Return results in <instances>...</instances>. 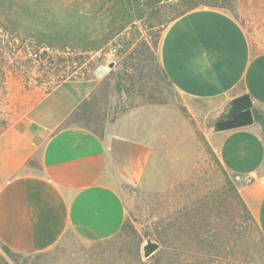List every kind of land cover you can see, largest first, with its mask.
<instances>
[{
    "label": "crops",
    "instance_id": "1",
    "mask_svg": "<svg viewBox=\"0 0 264 264\" xmlns=\"http://www.w3.org/2000/svg\"><path fill=\"white\" fill-rule=\"evenodd\" d=\"M158 57L181 95L217 113L235 97L250 95L254 124L216 132L214 148L230 173L254 175L239 190L264 234V50L254 49L227 9L201 6L167 25ZM103 67L62 81L0 133L2 245L37 253L69 231L108 239L121 230L126 208L120 186L139 182L151 160L150 143L138 137L128 114L101 136L69 123L96 90Z\"/></svg>",
    "mask_w": 264,
    "mask_h": 264
},
{
    "label": "rangeland",
    "instance_id": "2",
    "mask_svg": "<svg viewBox=\"0 0 264 264\" xmlns=\"http://www.w3.org/2000/svg\"><path fill=\"white\" fill-rule=\"evenodd\" d=\"M92 2L97 10L96 17L104 25L120 17L115 0ZM228 11L244 26L254 49L264 50V0H237ZM176 13L172 8L152 7L141 16H135L132 24L99 51H56L50 47L45 55L42 47L48 45L37 47L17 41L20 45L14 48L15 55L10 63L5 59L0 61V133L22 120L59 80L93 76L104 66L105 75L96 88L100 89L96 93L102 118L100 131L104 134L107 125L128 114L137 123L138 137L150 143L152 151L139 182L120 186L126 208L125 221L133 227L130 234L106 240L86 237L85 232L75 230L46 251L14 252L11 257L0 243V255L10 264H138L134 254L137 242L145 261L148 258L144 257L143 245L148 239L160 244L158 231L170 216L182 217L191 209L199 211L200 198L218 189L234 197L231 192L233 177L214 148L213 125L226 112L217 113L210 104L184 97L159 68L153 40L158 39L159 34L162 36ZM114 25L118 26V22ZM9 37L0 30V40ZM112 46H117L118 52L109 62L106 54ZM112 61L114 67L109 66ZM118 79L121 89L117 88ZM230 209L234 211L235 222L229 225L226 218L216 220L221 228L222 246L215 245L205 256L196 242L189 252L194 264H201L205 257L210 264H264V237L253 228L235 202L230 204ZM226 227H230L232 234L227 233ZM38 253L46 255L39 257ZM0 264H4L1 258Z\"/></svg>",
    "mask_w": 264,
    "mask_h": 264
},
{
    "label": "trees",
    "instance_id": "3",
    "mask_svg": "<svg viewBox=\"0 0 264 264\" xmlns=\"http://www.w3.org/2000/svg\"><path fill=\"white\" fill-rule=\"evenodd\" d=\"M237 0H115L114 6L117 8L120 17L116 22L104 25V22L96 17L97 10L92 0H0V30L10 37L7 40H0V61L10 63L15 55L14 48L21 43L29 42L31 46L42 47L48 45L56 51L69 50L80 52L99 51L119 32L133 23L135 16H141L152 7H168L177 12L168 24L175 18L186 12L201 7L209 6L230 10ZM88 5L87 3H90ZM118 22V26L114 24ZM167 24V25H168ZM108 27V28H107ZM165 27V26H164ZM161 34L158 39L153 40V46L158 51ZM17 41L20 44L16 43ZM144 42V41H143ZM145 43H147L145 41ZM48 54V52H44ZM159 68L168 79L159 61ZM68 78V77H67ZM59 80L60 84L67 79ZM70 78V77H69ZM170 82V80L168 79ZM171 83V82H170ZM172 84V83H171ZM117 88H122V83L117 82ZM100 89L94 90L92 95L84 100L72 114L69 123L77 124L92 130L98 135H102L99 126L102 122L96 102V93ZM234 182L231 183L233 196H228L227 191H218L202 196L198 206L199 211L191 209L185 211L182 217L170 216L163 224L161 231H158L157 238L161 248L147 260L143 261L140 255L139 241L136 245L135 256L138 264H194L193 256L189 254L193 247L198 246L205 251H211L214 246H222L220 227L217 226L218 219L225 218L228 224L235 222L234 211H231L230 204L235 202L245 215V218L263 237L264 234L250 211L248 205L240 193L241 180L237 179L239 174H232ZM231 197V198H230ZM219 209H222L221 211ZM203 212H202V211ZM219 210V211H218ZM190 211V212H189ZM183 212V211H182ZM202 212V214H201ZM199 215L200 217H197ZM133 229L129 221H125L121 230L115 235L130 234ZM81 231V230H80ZM228 234H232L230 227H226ZM71 231L66 233V237ZM234 234V230H233ZM86 237L96 238L90 233L84 234ZM140 238L138 234L135 235ZM63 237V238H64ZM62 238V239H63ZM108 240V239H106ZM197 242V243H196ZM4 252L10 257L17 251L3 245ZM46 253H38L43 257ZM4 264H10L0 255ZM210 264L205 257L201 264Z\"/></svg>",
    "mask_w": 264,
    "mask_h": 264
},
{
    "label": "water",
    "instance_id": "4",
    "mask_svg": "<svg viewBox=\"0 0 264 264\" xmlns=\"http://www.w3.org/2000/svg\"><path fill=\"white\" fill-rule=\"evenodd\" d=\"M114 65V61L109 64L110 67H114ZM230 106L231 108L227 117L218 119L214 123V132L233 130L254 124L255 117L253 112V102L249 94H243L235 97L232 99ZM159 248L160 244L158 242L148 239L143 245L144 257H151Z\"/></svg>",
    "mask_w": 264,
    "mask_h": 264
},
{
    "label": "built area",
    "instance_id": "5",
    "mask_svg": "<svg viewBox=\"0 0 264 264\" xmlns=\"http://www.w3.org/2000/svg\"><path fill=\"white\" fill-rule=\"evenodd\" d=\"M42 48H43V50H45L47 52H49L51 50L49 46H45V47H42ZM117 52H118L117 46L110 47L109 51L106 54L107 57L109 58V62L114 59V57L116 56ZM35 56H38V54L35 53ZM237 179L243 181L245 184H250L254 180V175H246V176L238 175Z\"/></svg>",
    "mask_w": 264,
    "mask_h": 264
},
{
    "label": "flooded vegetation",
    "instance_id": "6",
    "mask_svg": "<svg viewBox=\"0 0 264 264\" xmlns=\"http://www.w3.org/2000/svg\"><path fill=\"white\" fill-rule=\"evenodd\" d=\"M230 108H231V106H229V107H228V109H226V110H225V112H226V115H225V116H223L222 118H226V117H227V114H228V112H229Z\"/></svg>",
    "mask_w": 264,
    "mask_h": 264
}]
</instances>
